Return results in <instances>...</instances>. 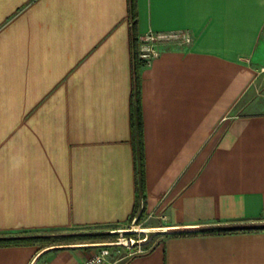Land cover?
Returning a JSON list of instances; mask_svg holds the SVG:
<instances>
[{
    "label": "crops",
    "instance_id": "obj_1",
    "mask_svg": "<svg viewBox=\"0 0 264 264\" xmlns=\"http://www.w3.org/2000/svg\"><path fill=\"white\" fill-rule=\"evenodd\" d=\"M137 13L140 35L192 42L140 70L145 212L170 234L121 264H264V229L200 231L264 225V0ZM131 95L127 0H0V235L128 220ZM91 246L5 245L0 264H80Z\"/></svg>",
    "mask_w": 264,
    "mask_h": 264
},
{
    "label": "trees",
    "instance_id": "obj_2",
    "mask_svg": "<svg viewBox=\"0 0 264 264\" xmlns=\"http://www.w3.org/2000/svg\"><path fill=\"white\" fill-rule=\"evenodd\" d=\"M128 5V22H129V39L132 53V95H131V129H132V146L134 154V175L136 199L133 211L129 219L145 215V158L143 149V124L141 112V93H140V70L143 67V62L138 56V13L137 0H127ZM74 228V227H73ZM253 229H264L263 226H217L201 232H216L227 233L233 231H245ZM32 232L28 230L20 231L12 236H0V246L5 245H39V246H60L66 244L89 243L101 238L102 235L94 234H78V235H29ZM191 232H177L173 235H188Z\"/></svg>",
    "mask_w": 264,
    "mask_h": 264
},
{
    "label": "rangeland",
    "instance_id": "obj_3",
    "mask_svg": "<svg viewBox=\"0 0 264 264\" xmlns=\"http://www.w3.org/2000/svg\"><path fill=\"white\" fill-rule=\"evenodd\" d=\"M264 42V33L262 37ZM264 60V52H263ZM261 67V66H260ZM260 69V68H259ZM261 87H258L259 92L264 97V72L261 73ZM155 224L154 218H147V214L139 216L138 213L132 219L127 220L121 224H107V225H94L84 227H74L67 229L55 230H41L32 231L29 235H78V234H96L102 235L101 238L89 243H114L109 246L113 251L114 257H122L123 260L134 254L143 253L151 249L158 241L160 242L165 236L167 231H163L159 227L157 230L153 225ZM17 234V233H16ZM16 234H1L0 236H12ZM100 246H91L93 252L97 251Z\"/></svg>",
    "mask_w": 264,
    "mask_h": 264
},
{
    "label": "built area",
    "instance_id": "obj_4",
    "mask_svg": "<svg viewBox=\"0 0 264 264\" xmlns=\"http://www.w3.org/2000/svg\"><path fill=\"white\" fill-rule=\"evenodd\" d=\"M192 37L186 30L177 32H148L138 37V56L143 66L149 65L159 54L160 48L168 43L190 44ZM260 72H264V63ZM115 243V242H114ZM114 243H97L99 249L85 258L80 264H121L122 257H114L109 246Z\"/></svg>",
    "mask_w": 264,
    "mask_h": 264
}]
</instances>
